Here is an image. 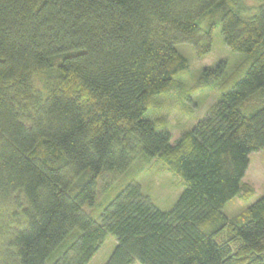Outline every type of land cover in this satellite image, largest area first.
<instances>
[{
    "label": "trees",
    "instance_id": "16d2710c",
    "mask_svg": "<svg viewBox=\"0 0 264 264\" xmlns=\"http://www.w3.org/2000/svg\"><path fill=\"white\" fill-rule=\"evenodd\" d=\"M218 26L251 60L174 145L144 115L190 68L178 45L204 56ZM226 74L221 61L203 78ZM259 93L264 0H0V264H88L109 233L118 243L106 264H264V196L243 216L223 211L253 195H241L242 183L250 155L264 149V102L245 103ZM138 154L184 178L174 208L130 183L100 218L87 213L99 178Z\"/></svg>",
    "mask_w": 264,
    "mask_h": 264
},
{
    "label": "rangeland",
    "instance_id": "374dc122",
    "mask_svg": "<svg viewBox=\"0 0 264 264\" xmlns=\"http://www.w3.org/2000/svg\"><path fill=\"white\" fill-rule=\"evenodd\" d=\"M217 18L218 16L215 20ZM210 22L211 17L202 19L203 27H208ZM213 37L212 50L204 56H199L191 44L178 45L179 51L188 58L190 68L188 72L180 74L167 91L152 100L149 110L144 115L145 118L154 120L160 127L168 128L172 133L174 145L186 131L194 128L209 114L223 93L232 87L233 80L245 71L251 60L248 54L234 52L226 45L221 26L215 29ZM221 61L227 62V74L219 83L208 84L203 78L204 70L216 67ZM46 77L45 72L36 77L41 88ZM263 102L264 93H259L247 101L245 107L252 109ZM250 159L241 195L250 189L253 190V195L247 200L236 196L226 204L223 211L231 219L243 216L252 204L264 196V149L253 152ZM88 172L82 177L83 181L89 178ZM130 183L140 184L144 196L163 211L173 209L186 188L184 178L167 169L159 157L148 158L145 154H138L126 171L119 174L106 173L99 178L97 201L93 206H86L85 211L94 218H100L103 210ZM227 235L224 233L220 240H226ZM73 241V238L66 240L55 256L63 252ZM117 243V237L109 233L88 264H106ZM239 243V240H235L233 248L236 249ZM55 256L50 258L49 263H52ZM135 264L142 263L136 261Z\"/></svg>",
    "mask_w": 264,
    "mask_h": 264
}]
</instances>
